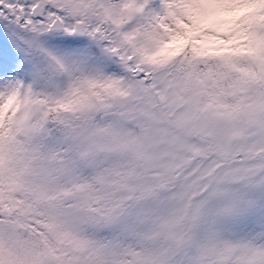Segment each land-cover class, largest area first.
<instances>
[{
  "label": "rangeland",
  "instance_id": "obj_1",
  "mask_svg": "<svg viewBox=\"0 0 264 264\" xmlns=\"http://www.w3.org/2000/svg\"><path fill=\"white\" fill-rule=\"evenodd\" d=\"M39 1L47 3L44 18L29 19L32 6ZM6 2L25 8L26 16L20 20L18 14L10 15L0 8V40L15 46L22 59L19 76L0 58V128L7 125L9 116L17 115L32 139L48 134L39 141L42 147L38 161L21 162L5 176L0 169V187L16 192L17 196V199L7 197L0 191V215L6 216L5 220L0 219L5 221L0 222V264H39L41 257L58 264L61 256V252L55 255L46 251L38 234L12 214L28 221L40 217L55 235L58 246L68 243L70 238L78 251L86 253L87 264H203L213 254L219 264L225 259L233 264H264V194L258 190L256 202L251 200L247 207L226 213L216 229L206 235L207 243L199 246L198 254H193L190 249L196 237L186 225V217L177 214L167 201L146 197L130 210L131 201H120L105 188L108 194H103V200L113 210L110 215H102L91 209L93 190L79 183L85 176L99 173L109 179L111 188V178L125 171L129 156L144 158L148 138H166L167 120L189 105L198 110L199 97L206 94L202 83L185 86L172 78L169 68L163 72H144L141 78L143 69L139 63L133 65L128 59L127 52L134 51V47L125 39L129 32L124 29L155 0H144L143 4L128 0L118 17L113 14L117 0ZM188 2L191 15L186 11ZM159 3L163 15L155 14L158 24H163L166 18L182 24L179 14L184 11L200 28L212 27L221 33L235 31L240 20L230 21L217 13L234 11L242 3L253 8L250 17L264 11V0H159ZM56 15L64 21L63 30L51 25ZM79 23L86 27L81 36L73 33ZM163 29L168 38L158 52L151 54L153 57L164 55L181 39L170 26ZM246 40L244 31L234 32L227 42L222 37L202 34L197 44L217 49ZM140 53L141 60L147 62L145 54ZM55 56L61 60L57 61ZM248 61L259 70L256 75L241 77L243 99L250 112L259 111L264 108V67ZM59 62L66 68L62 69ZM209 78L210 75L204 77L206 84ZM224 81V76L216 79V87L221 91L224 90L219 87ZM78 82L85 91L77 89ZM61 102L64 106L58 108L56 103ZM56 107L61 110L58 122L49 127L45 115L55 116ZM59 126L61 132L56 131ZM141 130L146 133L144 140L132 135ZM242 131L257 144L264 137V129L251 119L245 122ZM191 151L196 152V148ZM259 151L256 148L253 155ZM237 160L243 163L241 157ZM247 171L258 189L264 183L259 179V165ZM44 175L50 184H46Z\"/></svg>",
  "mask_w": 264,
  "mask_h": 264
},
{
  "label": "clouds",
  "instance_id": "obj_2",
  "mask_svg": "<svg viewBox=\"0 0 264 264\" xmlns=\"http://www.w3.org/2000/svg\"><path fill=\"white\" fill-rule=\"evenodd\" d=\"M126 2L117 0L113 6L115 16H120ZM143 2L138 0L139 4ZM156 13L163 15L159 0L148 4L143 14L132 18L124 29L136 31L137 43L146 46L150 53L158 52L169 35L158 27L154 19ZM164 22L170 24V21ZM196 55L199 53L188 46L173 62L162 65L141 60L132 49L127 52L130 62L139 63L143 69L141 78L144 72H163L177 64H191ZM248 119L264 129V108L250 112L239 96L229 95L209 83L206 94L199 97L198 110L194 111L189 105L168 119L167 137L148 138L144 158H127L125 171L111 178L110 195L120 201H131L130 210L146 197L167 201L177 214L186 217L185 223L196 237L190 250L198 254L199 246L207 243L206 235L216 229L226 213L247 207L257 190L264 194V183L257 189L247 171L259 165V179L264 180V137L257 144L244 135L242 129ZM132 135L141 140L146 138L143 130ZM193 147L196 148L194 153ZM256 148L260 151L253 155ZM238 156L243 163L237 160ZM60 252L58 264H87L86 253L78 251L70 238ZM39 264L51 262L41 257ZM203 264L219 262L213 254ZM223 264L233 262L225 259Z\"/></svg>",
  "mask_w": 264,
  "mask_h": 264
},
{
  "label": "trees",
  "instance_id": "obj_3",
  "mask_svg": "<svg viewBox=\"0 0 264 264\" xmlns=\"http://www.w3.org/2000/svg\"><path fill=\"white\" fill-rule=\"evenodd\" d=\"M126 4L127 2L124 4V7ZM186 11L189 15H191L189 2ZM185 15L186 13L184 14V11L181 15L179 14L183 20L182 24L177 23L175 19L172 18H169L170 24L164 22L167 21V18L163 21L162 25L157 24L163 32H165L163 29L164 26H170L181 36V39L176 41L173 47L169 49L165 55L158 57L151 56L153 52H148L146 50V46L137 43L138 33L134 30L128 31L129 34L127 33V37L125 39L127 42L130 41L131 46L134 47V51L139 54H141L140 52L142 51V53L145 54L143 58L146 61L159 64H169L170 62H173L174 58L181 55L186 47L192 46L194 52L199 53V55H196L191 64L184 62L182 64H177L174 67H169V73L172 78L179 79V81H181V83L185 86H191L194 85V83H202L204 85V89L206 88L205 92H207L209 83L218 87L216 79L224 76L225 81L219 88H222L229 95L239 96L241 101L244 102V88L242 87L240 79L245 75L246 77L250 74L256 75L259 70L255 64L252 65L248 60H252L257 63L258 66L264 67V11L256 16L249 17L250 22L240 20L237 24V30H242L247 34L246 42L233 47L223 46L217 49L202 48L197 44V41L200 39L202 34L222 36L228 40L231 37V33H218L214 29L200 28L191 18H187ZM197 37H199V39H197ZM173 53L175 54L173 55ZM0 57L10 62L14 66L15 71L19 74L22 73L21 57L18 50L14 46H10L4 41H0ZM206 75H210V81H208V84H206L204 80ZM80 83L81 82H79V84ZM47 92L49 91L44 92L46 97L48 96ZM62 103L63 102L56 103V105H58L57 107L62 108L64 106ZM57 107L53 112L55 116L50 113L51 115L49 114L45 117L46 124L49 127L52 122H58L61 110H58ZM61 128L62 126H59V130L56 131L61 132ZM47 134L48 133L46 132L44 135L38 137L39 139H32L26 125L20 122L18 116H9L7 125L4 128H0L1 173L5 176L8 172H12L15 165L18 166L21 162H27L30 164L31 162L38 161L37 154L42 147V145L39 144V141L46 138ZM76 164H78V162ZM21 167H23V165L20 166V168ZM44 176H46V184H50L48 176ZM79 183L80 185H84L93 190L91 192V209H97V212L99 211L102 215H110L113 209L110 210L106 201L103 200V194H108L106 193L105 188L107 191L110 190L109 179L101 176L99 173H96V175L91 174L90 176H85L83 181H80ZM51 184H53V182H51ZM0 191L5 192L7 197L17 199V196H15L16 192L11 193L8 189H2L1 187ZM25 192L28 193L29 191L25 190ZM110 200H112V197ZM252 200L256 202V198H253ZM9 202L11 201H6V203ZM12 216L14 218H19L20 222L27 225L29 229L37 233L40 240L45 244L46 251L48 252L52 251L55 255H59L60 249L67 243L65 242L59 247L57 240L54 237L55 235L47 227L48 225L43 224L40 217L35 216V220L28 221L17 215L12 214ZM0 219L5 220L6 216L0 215ZM0 222L5 221L0 220ZM119 261L121 260L119 259ZM117 264L121 263L117 262Z\"/></svg>",
  "mask_w": 264,
  "mask_h": 264
},
{
  "label": "water",
  "instance_id": "obj_4",
  "mask_svg": "<svg viewBox=\"0 0 264 264\" xmlns=\"http://www.w3.org/2000/svg\"><path fill=\"white\" fill-rule=\"evenodd\" d=\"M2 5H3V7L5 9L8 8L5 5L4 1H3V4ZM45 6H46V4L43 1L39 2L38 4H36V6L33 8L32 13H31L32 14V17H34V18L35 17L43 18L44 17ZM19 16H20L21 19L23 18V13H22L21 10H19ZM53 26L56 29H62L63 28L62 21L59 18H57L55 20V22L53 23ZM74 31L77 34L82 35V34L85 33V26L83 24H80V23L79 24H76Z\"/></svg>",
  "mask_w": 264,
  "mask_h": 264
},
{
  "label": "snow or ice",
  "instance_id": "obj_5",
  "mask_svg": "<svg viewBox=\"0 0 264 264\" xmlns=\"http://www.w3.org/2000/svg\"><path fill=\"white\" fill-rule=\"evenodd\" d=\"M9 8H11V5H8ZM50 11V10H49ZM253 12V8L248 6L247 3H242L241 6L235 8L234 11L231 12H226V13H217V16H224L226 18H228L230 21H235V20H244L246 22H250V15ZM59 14V13H57ZM29 19H31V17H29ZM33 23H35L36 21H32ZM42 23V21H41ZM169 47H171V45H169ZM175 53H173L174 55Z\"/></svg>",
  "mask_w": 264,
  "mask_h": 264
},
{
  "label": "flooded vegetation",
  "instance_id": "obj_6",
  "mask_svg": "<svg viewBox=\"0 0 264 264\" xmlns=\"http://www.w3.org/2000/svg\"><path fill=\"white\" fill-rule=\"evenodd\" d=\"M16 7H17V6H15L14 10H16ZM11 10H12V9H11ZM11 10H9V14L14 15L15 12H12Z\"/></svg>",
  "mask_w": 264,
  "mask_h": 264
}]
</instances>
